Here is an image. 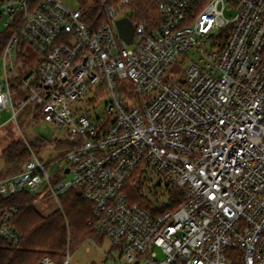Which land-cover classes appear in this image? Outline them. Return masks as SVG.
<instances>
[{
	"label": "built area",
	"instance_id": "1",
	"mask_svg": "<svg viewBox=\"0 0 264 264\" xmlns=\"http://www.w3.org/2000/svg\"><path fill=\"white\" fill-rule=\"evenodd\" d=\"M154 2V26L133 22L122 0L106 1L91 29L61 0H0L14 28L0 112L16 119L31 104L69 138L60 174L27 143L23 172L0 180V237L21 239L2 198L42 192L61 206L75 191L118 253L107 264H264V0ZM125 17L131 43L116 27ZM15 80L27 94L18 108ZM150 175L161 196L143 193ZM71 258L68 245L62 263L38 264Z\"/></svg>",
	"mask_w": 264,
	"mask_h": 264
},
{
	"label": "trees",
	"instance_id": "2",
	"mask_svg": "<svg viewBox=\"0 0 264 264\" xmlns=\"http://www.w3.org/2000/svg\"><path fill=\"white\" fill-rule=\"evenodd\" d=\"M84 11V21L91 29H96L105 21V16L100 15L102 11L101 0ZM110 5L116 6L122 0H107ZM129 17L133 22L143 21L156 25L158 12L154 0H130ZM0 15V20H1ZM14 28L5 27L0 31V61L2 49L10 38ZM21 81H13V88L18 90ZM39 140V143H44ZM38 147L36 142L27 141L24 138L12 142L1 153L0 158L4 160L6 169L0 173V180L20 174L23 172L26 162L30 158V149ZM41 146V145H40ZM60 146L64 144L60 143ZM69 143L66 144L68 148ZM126 190L132 192L127 184ZM44 197V193H23L1 199V206L11 211L16 210L10 226L20 235L21 239L17 245L10 243L0 237V264H38L44 256H50L57 263H62L67 252L68 244L71 247L73 239L82 237L103 238L96 231L94 223L93 207L85 201L82 196L71 191L61 199L62 209L56 210L49 216H43L36 210V201ZM90 221H92L90 223Z\"/></svg>",
	"mask_w": 264,
	"mask_h": 264
},
{
	"label": "rangeland",
	"instance_id": "3",
	"mask_svg": "<svg viewBox=\"0 0 264 264\" xmlns=\"http://www.w3.org/2000/svg\"><path fill=\"white\" fill-rule=\"evenodd\" d=\"M64 4L68 5L72 9L87 10L91 4L95 3L94 0H61ZM107 0H101L102 6ZM236 15V11L226 12V18L232 19ZM6 17L1 16L0 20V31L5 29L4 22ZM25 52L28 55L29 60H33L37 57V53L31 46L25 48ZM193 54H190L192 57ZM196 58V57H194ZM0 82H5L4 68L0 62ZM13 94V102L16 108L19 106L20 97L27 95L22 90L15 91L13 88V81L11 82ZM19 87V86H18ZM12 112L3 110L0 112V156L1 153L6 149L12 142L24 138L28 142H36L38 147L36 150L31 148L33 152L37 153L42 162L48 167L54 176L60 174L64 165L63 158L66 154V144L69 143L67 133L51 126L40 120L33 112L32 105L29 104L26 108L19 111L17 118H12ZM39 140H44V143H39ZM60 143L64 146H60ZM41 145V146H40ZM31 153V151H30ZM6 169V165L3 159L0 158V173ZM158 179L155 176L146 177V183L143 185V193L149 196V193L156 191L161 196L162 190L158 188ZM164 187V186H162ZM152 191V192H150ZM152 198L150 196L148 199ZM61 201V200H60ZM36 210L43 216H49L56 210L62 209V207L56 203L55 199L44 196L36 201ZM69 245V244H68ZM111 242L106 238H93V237H82L75 238L70 247L72 254L71 264H107L109 258H119L118 253L114 252ZM68 249V248H67ZM159 253V258H163V254L160 250L156 249Z\"/></svg>",
	"mask_w": 264,
	"mask_h": 264
},
{
	"label": "water",
	"instance_id": "4",
	"mask_svg": "<svg viewBox=\"0 0 264 264\" xmlns=\"http://www.w3.org/2000/svg\"><path fill=\"white\" fill-rule=\"evenodd\" d=\"M116 27L120 37L127 43H131L134 37V24L125 17L116 21Z\"/></svg>",
	"mask_w": 264,
	"mask_h": 264
}]
</instances>
